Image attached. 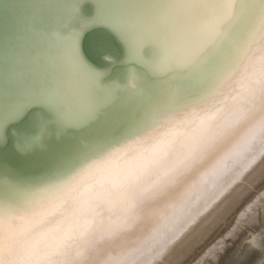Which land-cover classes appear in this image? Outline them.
<instances>
[{
    "label": "bare ground",
    "instance_id": "1",
    "mask_svg": "<svg viewBox=\"0 0 264 264\" xmlns=\"http://www.w3.org/2000/svg\"><path fill=\"white\" fill-rule=\"evenodd\" d=\"M3 3L9 6L8 18L0 22V46L6 49L39 40L33 20L43 26L65 15L46 0ZM155 7L177 39L189 25L224 16V5L212 0H171ZM260 9L255 0H237L234 15L220 24V45L196 77L169 74L163 63L151 73L123 59L112 77H106L110 67L93 65L95 75L82 74L55 49L42 47L38 65L30 69L6 61L10 78L38 71L59 78L69 92L103 82L92 118H74L65 126L36 108L11 129L14 150L30 161L15 168L0 158V177L18 185L5 183L0 192L6 207L10 202L27 211L38 205L43 212L12 221L18 246L43 251L61 242L65 233L59 229L70 222L69 214L96 196L102 216L83 235L63 241L61 259L67 264H264ZM93 25L102 24L79 32L78 50L87 64L80 39ZM176 55L173 50L170 59ZM37 117L45 125L44 142L18 151L19 136L13 133L31 131ZM153 150L154 159L146 163ZM133 175L138 179L127 191L124 184L133 181L124 178ZM53 197H58L54 209Z\"/></svg>",
    "mask_w": 264,
    "mask_h": 264
},
{
    "label": "snow or ice",
    "instance_id": "2",
    "mask_svg": "<svg viewBox=\"0 0 264 264\" xmlns=\"http://www.w3.org/2000/svg\"><path fill=\"white\" fill-rule=\"evenodd\" d=\"M171 0H93L94 12L87 20L81 19L86 2L83 0H46L48 6L62 9L65 13L60 20H53L39 26L32 21V28L38 34L39 40L26 48H5L0 46V145L7 143L9 130L22 123L30 111L38 108L45 115L54 116L62 125L68 126L72 119L86 120L95 115L98 105L97 93L103 87V82L94 80L87 90L69 92L62 86L59 78L28 71L16 78H10L6 69V61L11 60L23 68L38 65V47L53 48L63 58L67 59L78 72L94 73L92 65L82 59L78 50L79 32L84 27L100 23L104 30L117 44L121 59L139 66L151 73L156 71L159 64H167L169 74L183 72L187 76L196 77L209 55L221 43L223 33L220 24L223 19L234 15V5L237 0H212L224 5V16L198 25L186 27L182 37L177 39L170 23L159 19L158 4ZM247 2V0H239ZM261 6V29L264 32V0H255ZM78 9H80L78 11ZM9 15V6L0 0V22ZM177 53L176 59H170V53ZM111 54L103 55L104 63H111ZM204 119V114H200ZM44 122L40 117L35 120V127L18 135L14 147L18 151H26L44 142ZM155 150L145 157V161L154 159ZM119 182V178H114ZM133 183L124 184L131 191L135 175L124 178ZM13 182L8 177H0V185ZM91 188V185L89 186ZM98 195V194H97ZM58 197H53L50 206H57ZM40 207L27 211L15 208L9 202L5 204L4 194L0 192V264H67L63 241L84 234L88 227L97 222L102 216L101 203L96 196L89 198L83 208L76 213H70V222L59 229L65 233L61 242L41 251L35 245L21 249L15 240V229L12 221L21 216L25 218L42 215ZM7 218V227L5 220Z\"/></svg>",
    "mask_w": 264,
    "mask_h": 264
},
{
    "label": "water",
    "instance_id": "3",
    "mask_svg": "<svg viewBox=\"0 0 264 264\" xmlns=\"http://www.w3.org/2000/svg\"><path fill=\"white\" fill-rule=\"evenodd\" d=\"M84 2L88 4L85 5L82 14L85 16L92 15L94 10L92 3L90 1ZM80 49L85 59L91 65L101 69L110 67V73H108L106 77H112L124 65L121 62V53L117 44L104 30L103 25H93L83 31L80 39ZM109 53L111 54L112 61L111 63L105 64L103 55ZM24 121H26V119ZM23 122L17 125H21ZM17 125L15 127H17ZM0 158L8 161L7 163L15 168L24 166L26 162L30 161L14 150L12 146L11 129L9 130L7 143L0 146ZM36 169L38 170L39 168Z\"/></svg>",
    "mask_w": 264,
    "mask_h": 264
}]
</instances>
